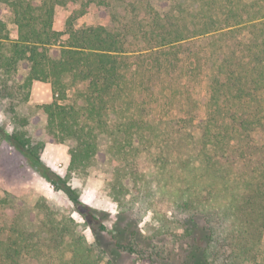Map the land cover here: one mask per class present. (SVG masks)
<instances>
[{"label":"trees","instance_id":"1","mask_svg":"<svg viewBox=\"0 0 264 264\" xmlns=\"http://www.w3.org/2000/svg\"><path fill=\"white\" fill-rule=\"evenodd\" d=\"M113 1L130 20L76 27L92 5L117 19ZM67 6L57 31L56 9ZM5 11L0 112L12 130L3 136L68 200L42 197L38 230L0 226V264H264V0H0ZM35 82L53 101L31 129L17 110ZM102 140L114 219L69 183L97 168ZM68 142L62 177L42 154Z\"/></svg>","mask_w":264,"mask_h":264},{"label":"rangeland","instance_id":"2","mask_svg":"<svg viewBox=\"0 0 264 264\" xmlns=\"http://www.w3.org/2000/svg\"><path fill=\"white\" fill-rule=\"evenodd\" d=\"M113 6L115 7L113 9L117 19L112 18L105 11L92 5L89 13L78 19L76 27L101 25L113 29L120 26L124 22V18L131 19L133 13H130V11L127 12L126 6L116 1H113ZM73 10L74 8L71 6L58 7L56 9L54 21L55 30H65L66 22L73 13ZM0 18L9 22L10 12L5 11ZM9 27L12 30V37L16 38L17 27L12 24ZM57 52L58 49H54V53L57 54ZM209 53L210 57L215 60L214 46H211ZM194 87L200 93L197 95V98L200 100L201 105L199 118H202L205 114V104L207 101V78L203 77L201 82ZM84 88L85 85H80L78 88L70 90L67 103L72 104L75 102L77 100V92L84 90ZM37 93H40V97L33 99L31 98V91L29 102L17 110L19 116L31 120V129H38L37 107L53 101L52 91L37 89ZM79 104L82 103L80 102ZM155 117L159 119L158 114ZM11 130L12 123L10 115L0 112V226L38 230L40 221L42 220V215L35 208L38 201L42 197H45L63 206L68 199L63 192L56 190L55 187L35 171L29 165L25 156L4 139L3 135L10 133ZM256 136L257 139L261 138L259 134ZM72 145V142L59 145H47L42 154L43 163L56 174L67 177L69 175L70 164L69 150ZM105 149L106 140H102L100 142V153L97 158V168L90 171L88 175L72 174L69 183L79 193L80 200L84 204L95 210L107 212L110 214L111 219H114L117 215L118 207L109 195V166ZM76 218L78 221H81L78 216ZM86 235L90 238L88 232H86ZM133 264H147V262L137 260L133 261Z\"/></svg>","mask_w":264,"mask_h":264},{"label":"crops","instance_id":"3","mask_svg":"<svg viewBox=\"0 0 264 264\" xmlns=\"http://www.w3.org/2000/svg\"><path fill=\"white\" fill-rule=\"evenodd\" d=\"M37 89H43L45 91H51V87L49 84L46 83H41V82H35L33 84V90H32V97L33 99H37L38 97H40V93H37ZM32 100V99H31Z\"/></svg>","mask_w":264,"mask_h":264}]
</instances>
